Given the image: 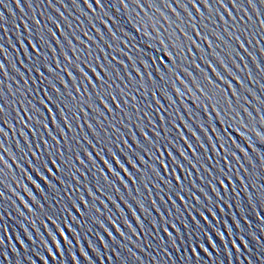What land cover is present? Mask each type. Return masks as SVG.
<instances>
[{"label":"snow or ice","instance_id":"snow-or-ice-1","mask_svg":"<svg viewBox=\"0 0 264 264\" xmlns=\"http://www.w3.org/2000/svg\"><path fill=\"white\" fill-rule=\"evenodd\" d=\"M85 4H88V0H84ZM121 4H123L125 6V8H127V5L125 3V0H120ZM190 2L193 4V7H195L196 5V0H190ZM221 4H222V0H220ZM17 3H19V0H17ZM49 3H51V0H49ZM133 3L136 4L137 7H140L141 6V0H133ZM177 3L180 4V6H183L180 2V0H177ZM204 3L205 5L207 6V0H204ZM233 3L235 5V0H233ZM248 3H249V6H253V0H248ZM261 3L264 4V0H261ZM96 4L97 5H100L101 4V0H96ZM149 7H152V4H149ZM253 10H255V8H253ZM189 19H191V17H189ZM34 23L37 24V26H39V23L37 21L34 20ZM261 28L264 29V21H261ZM193 30L195 31V28L193 27ZM26 31H27V27H26ZM183 31V30H181ZM49 34L51 35V32H49ZM185 39L186 40H190L191 38L188 37L186 34H185ZM43 42V41H41ZM29 43H31V41H29ZM158 43L160 44V49L157 50V51H160L163 53L162 56H158L157 58L159 59V63L161 65H164L165 69L167 70L168 73L172 74V75H175V73L173 72V69L168 67V64L165 63V57L167 58V60L173 65L175 66L176 63H177V56H182L183 55V50L182 48L179 46V43L177 42L176 44H173L171 49L169 48L168 45L165 44V42L163 40H159ZM237 43H239V41H237ZM33 51H35V47H33ZM27 55V53H25ZM151 59V57H149ZM65 59H67V57H65ZM45 67H47V65H45ZM3 69V65H0V70ZM77 70L79 71V65H77ZM37 73L39 74V69H36ZM49 73L51 74V69L49 68L48 69ZM65 71H67L65 69ZM158 73H159V70H158ZM93 74H95V70L93 69ZM69 75H71V73H69ZM81 75H83V73L81 72ZM190 75V74H189ZM218 79L220 77H217ZM41 79H44L43 76H41ZM56 79H59L61 83H63V79L61 77H56ZM84 79L87 80L88 77L87 76H84ZM97 79L99 80L100 78L97 77ZM161 79H163V77H161ZM177 79H179V77H177ZM204 80L207 81L208 83V89H207V92L204 90V89H201V87L199 85H196V88H197V91H200L201 92V95L204 96V99L207 101V103H200L198 106L203 108L204 110V114L205 116L208 115V106L210 105L211 108H212V111L215 113L216 115V119L219 120L221 122V124L224 123V120H223V117L224 116H227L230 112H233L234 109H233V106H232V101L228 98L227 95L224 94V90L219 88V85H215L213 86L212 85V82L210 80H208V77L207 75L204 76ZM89 83H91V81H89ZM193 83L195 84V81H193ZM48 86L50 88H52L53 91H57L55 89V87L51 84V82H49ZM215 87L216 88V91H212V88ZM77 91H79L77 89ZM233 96H236V92H233L232 93ZM49 101L52 102V103H55V101L52 100L51 97H48ZM195 99V98H194ZM113 100H115V97H113ZM40 103L47 109V105L44 104L43 101H40ZM101 103H103V101H101ZM89 106L91 107V104H89ZM105 107H107V105H105ZM57 108L59 111H61V118H63V111L62 109L59 108V105H57ZM223 108H226L227 111H224L222 112L221 109ZM34 111H38L36 109H34ZM49 111V114L51 115V109H48ZM82 111V109H81ZM246 111V110H245ZM3 115V112H2V109H0V117H2ZM53 123H55V121H53ZM208 126L211 128L212 127V121L211 119L208 120ZM45 128H47V125H44ZM203 130V129H202ZM213 131H215L213 129ZM0 134H3V129H0ZM63 135V133H61ZM259 138V137H258ZM53 139H55L53 137ZM181 139H183V137H181ZM262 143H264V139L261 140ZM211 143V142H210ZM2 147V146H0ZM157 151H159V149H157ZM241 151H243V149H241ZM181 155H183V153H181ZM169 156H171V153H169ZM77 160H79V157L77 156L76 157ZM101 159H103L101 157ZM113 159H115V157H113ZM138 159H142L140 157H138ZM233 159H235V156L233 155ZM49 160L52 164V166L54 168H56V171L57 172H60L61 169L59 167L56 166V161L55 160H52L51 159V156H49ZM0 163H2V160H0ZM25 163H28L27 160H25ZM40 166L42 167V169L48 173L49 176H52L53 173L51 171V169L48 167L47 164H45L43 161H40ZM63 163V161H61V164ZM117 163H119L117 161ZM129 163H131V161H129ZM225 163H227V161H225ZM105 164H107V162L105 161ZM161 164L163 166V162L161 161ZM29 167L31 168L32 165L29 164ZM133 167H135L133 165ZM34 172H36V176L39 177L40 180H43L45 182V184L48 185V188L52 190L53 194H56V190H55V186L51 183H49L44 176H42L40 174L39 171H37L35 168L32 169ZM123 170V169H122ZM21 171H23V169H21ZM109 171H111V169H109ZM218 172H220V176L223 177V178H216V183L220 185V187L222 189H225V179H228V177L220 170V169H217ZM153 172H155V169H153ZM127 174V173H126ZM27 176V174H26ZM27 178L31 181L32 180V177L30 176H27ZM119 178V177H117ZM173 178L177 180V183H179V178H177L175 176V173H173ZM238 178V177H237ZM129 179H131V177H129ZM59 183H62V181H58ZM0 183H2V181H0ZM231 180L228 179V184H231ZM99 190V189H98ZM213 191H215V189H213ZM226 191V189H225ZM261 197L264 198V191L261 192ZM3 198V193L0 192V199ZM179 199H182V197H179ZM219 198V197H218ZM109 199H111V197H109ZM193 199H196L195 196H193ZM81 203H83V198H81L80 200ZM73 208H76L77 211H79V209L77 208L75 202H72V205H71ZM25 207H27V205H25ZM65 211H67V209H65ZM209 215H211V210H209ZM201 216V219H204V222L205 224H207V220L204 218L203 216V213L200 214ZM71 218V217H70ZM46 220L48 221H51L52 223H55L54 220H52V216H46L45 217ZM194 227H197L199 228V225L196 224V221L193 220L192 221ZM115 227V225H113ZM65 227H67V224H65ZM102 227V225H101ZM58 232H60V235L63 236V231H61V229L59 228V226L57 225V229H56ZM118 231V230H117ZM165 231H167L165 229ZM55 242V241H53ZM192 241H189V246L191 247L192 246ZM208 243H209V240H208ZM3 244V240L0 239V245ZM210 244V243H209ZM199 247L201 249H203V244H200ZM233 247H236L235 243H233ZM193 253H195V248H193ZM17 264H19V261L17 262Z\"/></svg>","mask_w":264,"mask_h":264}]
</instances>
